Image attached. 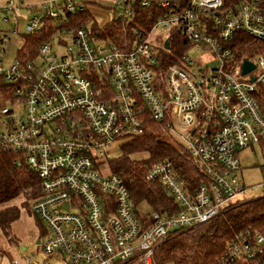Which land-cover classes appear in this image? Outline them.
I'll use <instances>...</instances> for the list:
<instances>
[{
  "label": "built area",
  "instance_id": "1",
  "mask_svg": "<svg viewBox=\"0 0 264 264\" xmlns=\"http://www.w3.org/2000/svg\"><path fill=\"white\" fill-rule=\"evenodd\" d=\"M90 1L103 9L108 8L99 3L113 5L111 19L96 23L95 33L89 25L68 22L84 13L95 18ZM15 2L1 6L0 15L22 14L21 3ZM42 5L44 11L27 20L25 32L42 30L49 22L56 31L37 46L33 60L0 66V76L13 86L11 98L0 106V154L12 153L17 166L37 176L40 195L30 208L45 228L38 249L20 251L25 259L11 263L160 264L155 250L173 231L211 221L253 188L240 178L239 152L254 144L264 152V0H58ZM140 10L148 18L156 13L153 21L128 31ZM113 18L124 31L120 45L99 31ZM158 28L176 30L189 44L177 63L162 67L161 50L169 51L171 34L160 38ZM240 33L253 39L248 57L235 54ZM54 38L61 52L52 50ZM4 43L8 37L0 34ZM191 47L209 52L214 64L191 59ZM244 59L254 69L242 75ZM145 116L179 134L185 143L179 148L205 180L190 188L169 158L149 165L146 180L163 185L175 211H153L143 218L133 208L124 179L102 174L100 166L112 157L113 146L143 134ZM250 235L246 231L229 240L216 264L260 253L264 235Z\"/></svg>",
  "mask_w": 264,
  "mask_h": 264
},
{
  "label": "trees",
  "instance_id": "2",
  "mask_svg": "<svg viewBox=\"0 0 264 264\" xmlns=\"http://www.w3.org/2000/svg\"><path fill=\"white\" fill-rule=\"evenodd\" d=\"M154 14L156 13L148 18L147 11L140 10L135 16V20L130 21L129 27H127L128 31L131 27L138 25L149 26L154 19ZM51 22L54 23L53 20ZM68 22L77 26L80 24L89 25L93 33L97 30L96 19L88 13L77 15L76 18L69 19ZM49 24L50 22L42 30L25 35L22 45L17 50V60L21 62L33 60L37 46L47 41L56 31V27ZM99 31L104 32V35H107L118 45L124 37L121 22L116 18H113L109 25L99 28ZM168 33L171 34L170 48L169 51L161 50L162 67L177 63L181 52L189 46L176 30ZM251 43H253L251 37L240 33L235 44L238 50L235 53L236 56L248 57L253 54V44L251 45ZM247 54L248 56H246ZM12 90V84L7 83L0 76V106L11 98ZM144 121L143 134L121 142L120 155L106 160L111 172L124 179L131 192L133 208L136 214L143 218L153 211L159 213L175 211L173 200L163 185L157 181L146 180L145 172L149 165L169 158L174 162L180 177L186 181L190 188L205 180L203 172L186 152L159 137L163 133L162 130H165L163 125L155 122L149 116H145ZM39 195L40 185L37 176L28 168L17 166L12 153H1L0 230L5 236L9 235L11 224L19 216V207L11 201L20 197V205L28 208L29 202L32 203ZM141 205L150 208V212H146L144 215L139 214L138 209ZM37 221L42 226L37 238H42L45 235V228L38 219ZM246 231H249L251 238L256 232L264 235V195L246 197L234 203L227 211L212 219L206 228L196 234L173 231L156 248L154 260L160 264H216L218 259L223 256L227 242ZM36 246H39L37 241ZM229 264H264V247L260 253L254 256L240 255L233 258Z\"/></svg>",
  "mask_w": 264,
  "mask_h": 264
},
{
  "label": "rangeland",
  "instance_id": "3",
  "mask_svg": "<svg viewBox=\"0 0 264 264\" xmlns=\"http://www.w3.org/2000/svg\"><path fill=\"white\" fill-rule=\"evenodd\" d=\"M15 1V0H13ZM108 9H103L101 7L92 6L91 13L94 14L97 23H103L111 19L113 15V5L109 3L102 2L99 3ZM30 17L32 16L29 14ZM2 16H6L7 20H2ZM27 15L16 14L15 12H7L5 15H0V34H4L8 37V43L0 44L2 59L0 61V66L3 69H8L10 65L15 63L17 60V50L20 48L23 38L27 34L25 32V26L27 23ZM13 30L15 32H13ZM156 33L160 35V38H165L168 31L166 29L158 28ZM63 41L68 42V45H71L70 41L66 38L60 37ZM123 39L120 40V43ZM52 50L61 52L63 50L57 43V38L51 40ZM187 54L193 60H200L206 62L208 66L214 64V60L209 52L206 50L199 49L196 47H191L188 49ZM248 56V54L246 55ZM34 59V58H33ZM41 63V56H37L34 60V64L38 66ZM162 130V129H161ZM163 133L159 135L160 138L167 141L171 145L179 148L180 145H184V141L179 136L177 132L168 133L165 130H162ZM112 157H117L120 155L121 150L119 146H113L110 149ZM240 160V178H242L246 186H253L249 191L244 194V197H256L259 196L263 190L264 185V152L261 147L257 144L249 146L239 152ZM100 171L102 174L107 175L111 172L110 167L107 161L101 162ZM21 198H16L11 201V203L17 204L19 207V216L11 224V230L9 235H4L0 230V264H12L9 257L5 254L6 251H12L11 256L20 260L21 252L23 247L30 246V243L34 237H38L39 232L42 230V226L39 224L35 216L31 213V208L29 207L31 201L28 204V208H25L20 205ZM2 207V206H0ZM150 208L145 205H141L138 209L139 214H146ZM210 222V221H209ZM199 225L190 230H184L181 232H188L190 234H196L202 231L207 227L208 223ZM180 233V232H179ZM32 238V239H31ZM171 238V237H170ZM44 239V238H43ZM42 239V240H43ZM36 246V245H35ZM20 247V251H19ZM15 250V251H14ZM5 251V252H4ZM32 252H35L32 250ZM135 263V262H134Z\"/></svg>",
  "mask_w": 264,
  "mask_h": 264
},
{
  "label": "crops",
  "instance_id": "4",
  "mask_svg": "<svg viewBox=\"0 0 264 264\" xmlns=\"http://www.w3.org/2000/svg\"><path fill=\"white\" fill-rule=\"evenodd\" d=\"M9 1H13V0H0V7L6 5ZM15 1H19L21 3L19 9L21 10L22 14L28 16V18H27V20H28L30 18L29 14H31L32 15L31 17H33V16L39 15L41 12L44 11V5H42L43 2L53 3V2L58 1V0H22L23 4L20 0H15ZM89 6H94V4L90 1ZM0 32H1V30H0ZM3 34H4V32H3ZM23 40H24V38H23ZM23 40H22V43H23ZM22 43H21V45H22ZM35 240L37 241V237H34L32 239L30 246L23 247V250L28 249L29 252H32V250L33 251L37 250L38 248L34 244ZM19 251H20V247H19ZM11 253H12V251H6L5 252V254L9 257L10 261L12 262V260L16 259V258L12 257Z\"/></svg>",
  "mask_w": 264,
  "mask_h": 264
},
{
  "label": "water",
  "instance_id": "5",
  "mask_svg": "<svg viewBox=\"0 0 264 264\" xmlns=\"http://www.w3.org/2000/svg\"><path fill=\"white\" fill-rule=\"evenodd\" d=\"M163 47L164 49L169 48V37L164 41ZM253 69L254 65L248 59H244L242 64V75L247 74ZM251 80H253V77L251 78ZM65 207H67V204H65ZM37 243H39V238H37Z\"/></svg>",
  "mask_w": 264,
  "mask_h": 264
},
{
  "label": "bare ground",
  "instance_id": "6",
  "mask_svg": "<svg viewBox=\"0 0 264 264\" xmlns=\"http://www.w3.org/2000/svg\"><path fill=\"white\" fill-rule=\"evenodd\" d=\"M25 259V256L23 254H21V259L20 261H23Z\"/></svg>",
  "mask_w": 264,
  "mask_h": 264
}]
</instances>
